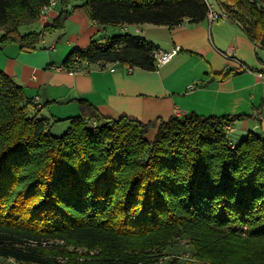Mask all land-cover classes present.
<instances>
[{"label":"trees","instance_id":"obj_1","mask_svg":"<svg viewBox=\"0 0 264 264\" xmlns=\"http://www.w3.org/2000/svg\"><path fill=\"white\" fill-rule=\"evenodd\" d=\"M49 1L0 0V49L32 50L44 33L63 29L70 0L52 25L21 31ZM232 1L230 15L264 49V0ZM83 6L104 25L173 27L186 18L203 22L208 11L206 0ZM156 50L124 33L75 47L63 66L155 70ZM80 106L81 115L55 135L24 88L0 70V264H152V251L178 236L194 248L188 264H264V135L233 140L225 126L235 117L191 112L144 123L105 118L86 100Z\"/></svg>","mask_w":264,"mask_h":264},{"label":"crops","instance_id":"obj_2","mask_svg":"<svg viewBox=\"0 0 264 264\" xmlns=\"http://www.w3.org/2000/svg\"><path fill=\"white\" fill-rule=\"evenodd\" d=\"M56 1L47 22H36L39 31L52 25L65 9L62 0ZM85 1L70 0L64 28L44 33L35 49H22L17 43L0 49V70L24 88L39 117L52 123V132L64 133L68 119L81 115L80 100H86L105 118L147 123L168 120L179 109L182 115L235 117L227 125L237 137L250 132L264 135V75H260L264 74V49L230 15L228 9H235L232 0H206L227 15L212 23L186 18L173 27L143 23L131 24L128 30L123 24L110 29L92 21ZM23 27L22 32L30 30ZM5 32L1 28L0 37ZM124 33L144 38L156 51L176 45L181 50L155 70L132 66L129 71L130 66L122 62L84 63L79 70L61 68L75 47L86 48L94 40ZM240 62L250 71L243 70ZM229 70L230 75L222 76Z\"/></svg>","mask_w":264,"mask_h":264},{"label":"rangeland","instance_id":"obj_3","mask_svg":"<svg viewBox=\"0 0 264 264\" xmlns=\"http://www.w3.org/2000/svg\"><path fill=\"white\" fill-rule=\"evenodd\" d=\"M237 14H241L238 13ZM31 30H39V25L37 23H33L29 26ZM110 29H113V25H109ZM24 28V27H23ZM153 129V128H152ZM158 131V125L154 127V130H151L150 134H148L149 140H153ZM55 132V133H54ZM56 131L52 133L55 135ZM63 134V133H61ZM231 138L236 141H240L241 138L237 137L235 134L229 133ZM71 249H73L71 247ZM78 251L82 252L84 249L79 248ZM92 254L94 252H91ZM194 248L188 241L185 236H178L173 238L169 245L164 247H158L154 249L151 253L152 256V264H188L191 257L193 256ZM189 258V259H188ZM7 264H28V263H18L13 258L8 259Z\"/></svg>","mask_w":264,"mask_h":264},{"label":"built area","instance_id":"obj_4","mask_svg":"<svg viewBox=\"0 0 264 264\" xmlns=\"http://www.w3.org/2000/svg\"><path fill=\"white\" fill-rule=\"evenodd\" d=\"M57 3L56 0H50L49 3L45 4L39 14V18L38 21L41 23L47 22V20L49 19V12L50 10L53 8V6H55ZM208 4V11L206 14V18L205 20H207L209 23H212L213 21L216 20H220L225 18L227 15L219 10L216 9L214 4L211 3H207ZM45 26V25H44ZM128 24L123 26L124 30H128ZM181 50V46L180 45H176L174 48L170 49V50H162L159 49L158 51H156L155 53V59H156V66L160 67L168 62H170L173 57L175 55H177ZM226 55L230 56V53H226ZM239 66L245 70V71H250V68L245 65L244 63L240 62ZM62 69H67V67L62 66ZM129 71L132 70V66H130L128 68ZM261 76H263L264 74L260 73ZM36 101V100H35ZM175 116H182L181 112L179 109H176L175 111ZM225 128L229 131H231V126L230 125H226ZM189 259V258H188Z\"/></svg>","mask_w":264,"mask_h":264}]
</instances>
